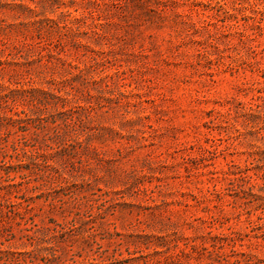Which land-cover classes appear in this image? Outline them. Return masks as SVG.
I'll use <instances>...</instances> for the list:
<instances>
[{
  "label": "rangeland",
  "instance_id": "rangeland-1",
  "mask_svg": "<svg viewBox=\"0 0 264 264\" xmlns=\"http://www.w3.org/2000/svg\"><path fill=\"white\" fill-rule=\"evenodd\" d=\"M0 264H264V0H0Z\"/></svg>",
  "mask_w": 264,
  "mask_h": 264
}]
</instances>
